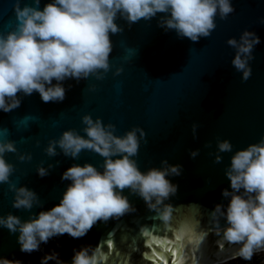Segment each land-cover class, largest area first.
Wrapping results in <instances>:
<instances>
[{"label": "water", "instance_id": "obj_1", "mask_svg": "<svg viewBox=\"0 0 264 264\" xmlns=\"http://www.w3.org/2000/svg\"><path fill=\"white\" fill-rule=\"evenodd\" d=\"M32 2L21 0V7ZM50 2L40 0V10ZM14 3L0 0V33L15 28ZM231 3L235 11L224 20L217 15L216 28L198 42L159 26L164 13L130 27L118 14L114 22L123 31L110 33V69L107 73L100 70L103 79H66L62 82L66 95L61 102L44 103L37 92L30 96L19 93L18 108L7 113L0 110V139L14 141L17 149L4 156L15 169L10 181L36 192L41 202L30 212L15 209L14 192L9 191L8 184L0 183V216L11 213L27 221L59 204L71 183L62 180V174L74 164L90 163L103 171L104 158L91 150H82L77 159L65 156L59 147L56 156L45 152L49 141L58 140L63 131L74 129L86 138L82 117L89 114L105 125H115L117 136L134 126L144 130L138 154L132 157L141 172L161 167L162 160L182 165L179 176L167 177L178 185L176 194L164 202L173 207L167 228L141 197L126 188L122 194L134 212L98 221L81 238L68 234L50 238L31 254L20 251L18 231L10 233L0 226V258L40 264L43 256L54 251L60 260L71 264L73 250L83 246L100 247L101 264H173L174 260L176 264H207L230 256L231 252L216 255L223 233L215 234L217 225L211 213L217 204L226 211L231 199L222 195L224 189L231 191L225 174L231 156L264 137V24L260 23L264 0ZM245 30L254 31L261 43L254 47V59L249 61L252 74L242 81V72L231 64L236 50L227 40H239ZM117 68L122 69L118 75ZM193 123L199 125L195 139ZM225 139L233 145L232 152L219 153L222 160L216 163L217 141ZM197 149L199 154L192 158L190 151ZM29 154L31 160L19 159ZM38 166L48 169L49 174L40 177ZM226 226V219L221 217L219 227ZM238 247L224 244L225 249ZM48 264L56 262L50 260Z\"/></svg>", "mask_w": 264, "mask_h": 264}, {"label": "clouds", "instance_id": "obj_2", "mask_svg": "<svg viewBox=\"0 0 264 264\" xmlns=\"http://www.w3.org/2000/svg\"><path fill=\"white\" fill-rule=\"evenodd\" d=\"M39 4L40 0H33L31 5L21 7V0H15V28L7 34L0 33V110L5 113L20 106L19 93L30 96L37 92L44 103L61 102L66 95L62 83L66 79L77 82L90 76L103 79V73L110 69L109 56L113 48L110 33L123 31L114 22L118 14L130 27L141 19L150 20L164 13L159 26L166 31L175 30L180 38L198 42L216 28L217 15L224 20L235 11L231 0H51L43 10ZM260 23L264 24V18ZM260 43V37L248 30L243 31L239 40H227L236 50L231 64L242 72V81H247L252 74L249 61L254 59V47ZM121 71L117 68L116 74ZM82 123L86 126L83 129L86 138L74 129L63 131L58 140L49 141L45 152L50 157L56 156L59 147L65 156L77 159L82 150H91L104 158L103 171L90 163L74 164L62 174L61 179L71 183L59 204L40 211L38 217L30 216L27 221L11 213L0 216V226L10 233L19 232L21 252L39 251L42 243L47 244L50 238L64 234L81 238L98 221L107 222L134 212L135 208L122 194L126 188L141 197L164 226H168L173 207L164 202L176 194L178 185L167 177L179 176L182 165H170L162 160L161 167L141 172L132 157L137 156L140 140L145 137L142 128L134 126L123 136H117L115 125H105L99 117L94 120L85 114ZM198 127L193 123L194 139ZM217 148L215 162L220 163L219 153L232 152L233 145L227 139L218 140ZM16 151L14 141L0 139V183L8 184L9 191L14 192L13 208L30 212L41 202L36 192L25 186L17 187L10 181L15 169L4 158L6 153ZM198 154L199 149L190 151L192 158ZM31 158L30 154L19 156L21 161ZM51 167L49 165L48 169ZM48 169L38 166L37 174L44 177L49 174ZM225 174L231 191L224 189L222 195L231 199L226 211L223 205L217 204L211 217L217 225L215 234L223 233V243L216 255L219 257L226 252L231 255L218 259L217 264H227L228 260L237 258L251 261L254 254L264 251V137L258 143L237 150ZM221 217L227 222L223 229L219 227ZM224 244L240 247L225 249ZM73 251L71 264H101L100 247L83 246ZM50 260L67 264L54 251L43 256L40 264H48ZM0 264L23 262L0 258Z\"/></svg>", "mask_w": 264, "mask_h": 264}, {"label": "rangeland", "instance_id": "obj_3", "mask_svg": "<svg viewBox=\"0 0 264 264\" xmlns=\"http://www.w3.org/2000/svg\"><path fill=\"white\" fill-rule=\"evenodd\" d=\"M253 258L260 259V264H264V252H260L257 254H254ZM251 261H245L243 259L237 258L235 260H229L227 261V264H251Z\"/></svg>", "mask_w": 264, "mask_h": 264}, {"label": "trees", "instance_id": "obj_4", "mask_svg": "<svg viewBox=\"0 0 264 264\" xmlns=\"http://www.w3.org/2000/svg\"><path fill=\"white\" fill-rule=\"evenodd\" d=\"M251 264H260V259L252 258Z\"/></svg>", "mask_w": 264, "mask_h": 264}, {"label": "bare ground", "instance_id": "obj_5", "mask_svg": "<svg viewBox=\"0 0 264 264\" xmlns=\"http://www.w3.org/2000/svg\"><path fill=\"white\" fill-rule=\"evenodd\" d=\"M262 252H264V251H262ZM229 255H231V254H229ZM221 259V258H220ZM229 261V260H228ZM207 264H217V261H215V262H209V263H207Z\"/></svg>", "mask_w": 264, "mask_h": 264}]
</instances>
